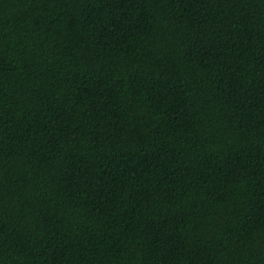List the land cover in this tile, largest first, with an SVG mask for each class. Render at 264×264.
<instances>
[{"label": "trees", "instance_id": "obj_1", "mask_svg": "<svg viewBox=\"0 0 264 264\" xmlns=\"http://www.w3.org/2000/svg\"><path fill=\"white\" fill-rule=\"evenodd\" d=\"M0 264H264V0H0Z\"/></svg>", "mask_w": 264, "mask_h": 264}]
</instances>
